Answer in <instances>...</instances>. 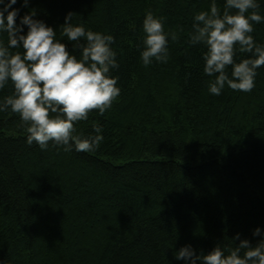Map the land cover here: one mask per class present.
Masks as SVG:
<instances>
[{
	"label": "trees",
	"instance_id": "1",
	"mask_svg": "<svg viewBox=\"0 0 264 264\" xmlns=\"http://www.w3.org/2000/svg\"><path fill=\"white\" fill-rule=\"evenodd\" d=\"M223 12L225 0H215ZM212 0H30L72 50L61 26L110 33L120 67V95L100 115L77 122L78 134L103 128L91 152L41 150L26 143L19 115L0 112V264H183L174 252L191 244L207 254L234 247L237 233L253 245L264 229V66L245 93L208 92L202 44L193 17ZM164 21L167 63L145 67L143 19ZM264 14V0L258 9ZM19 16L17 23H19ZM25 32L27 26H25ZM264 44V22L254 24ZM7 43L6 34L2 37ZM15 51V50H14ZM249 54L239 52L236 59ZM231 72V66L227 69ZM11 83L0 98L12 93Z\"/></svg>",
	"mask_w": 264,
	"mask_h": 264
},
{
	"label": "clouds",
	"instance_id": "2",
	"mask_svg": "<svg viewBox=\"0 0 264 264\" xmlns=\"http://www.w3.org/2000/svg\"><path fill=\"white\" fill-rule=\"evenodd\" d=\"M17 2L0 0V91L9 83L13 89L0 98V112L19 115L29 146L35 143L45 150L51 142L65 151H94L104 138L103 128L94 125L93 133L83 135L74 125L86 121L92 110L104 115L120 95L119 77L112 74L120 67L114 36L73 24L69 12L61 26L63 36L73 42L69 50L34 10L20 16V8L13 7ZM29 4L22 0V7ZM260 7L261 0H225L221 12L212 0L210 10L194 15L190 41L206 48L203 72L214 77L210 94L219 96L226 87L248 93L255 87L257 70L264 66V44L252 35L254 24L264 22ZM143 32L142 65L167 63L168 40H175L176 34L166 32L164 21L151 11L144 16ZM237 48L248 57L237 62ZM253 236L260 237L255 245L237 233L234 247L217 244L207 254L186 244L174 257L183 264H264V229L256 227Z\"/></svg>",
	"mask_w": 264,
	"mask_h": 264
}]
</instances>
